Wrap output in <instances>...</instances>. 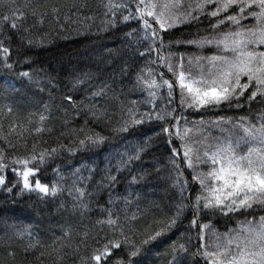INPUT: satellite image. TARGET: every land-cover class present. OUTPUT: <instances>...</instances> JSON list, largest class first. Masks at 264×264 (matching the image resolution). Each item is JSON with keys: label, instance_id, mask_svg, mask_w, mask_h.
Here are the masks:
<instances>
[{"label": "trees", "instance_id": "16d2710c", "mask_svg": "<svg viewBox=\"0 0 264 264\" xmlns=\"http://www.w3.org/2000/svg\"><path fill=\"white\" fill-rule=\"evenodd\" d=\"M104 2L106 0H15V6L25 13L22 23L29 31L24 32L22 28L17 33L0 27V40L11 48V60L16 69L14 72L0 66V147L6 148L8 155L20 156L33 151L50 152L55 148V154L45 157L47 162L38 175L42 183L58 181L62 188L55 197L49 195L46 199H41L36 192L22 191V184L11 193L0 190V264H84L82 258L101 247L106 242L105 237L110 240L118 235L107 223H98L106 220L108 209L113 218L119 217L125 230H133L137 240L159 230L174 214L179 192L173 184L175 173L169 163L171 146L160 131L161 123L146 121L128 133L113 131L123 122L127 108L137 107L143 112L151 107L142 102L145 97L136 78L141 69L149 66L157 69V65L149 64L148 55H140L144 51L142 43L126 35L137 26L135 21L127 22L128 26L123 22L115 26L104 24ZM198 2L181 0L185 8ZM53 5L59 9L58 19L51 13ZM33 11L43 14V24L34 21ZM210 19L215 18L201 15L199 20L177 23L163 34L165 54L170 49L178 60L183 53L186 68L188 59L192 58L193 74L195 57L214 55L217 49L215 46L197 47L186 41L209 34L212 31ZM241 23L251 27L255 20L248 17ZM24 36L36 43L29 47L21 38ZM151 56L154 59L156 54ZM26 57L30 64L23 63ZM22 69L34 70L31 81L19 77ZM163 71L166 78L171 76L166 67ZM7 84L13 87H6ZM101 89L102 94L93 95ZM65 97H72V102ZM260 99L249 103L245 97L241 107L224 103L199 111L184 109L183 115L189 126L203 127L210 139L207 146L211 148L216 144L215 138L222 136L217 123H225L229 118L235 123L242 116L249 122L258 121L264 114V103ZM133 100L138 103L132 105ZM168 101L165 88L162 96L157 97V108ZM173 107L180 110L178 88ZM42 114L47 117L43 122ZM218 118L223 121L218 122ZM184 123L181 120V124ZM37 127L43 131L35 132ZM97 133L106 137L103 143L80 144L81 139ZM145 141L148 143L141 158L124 167L122 159L127 160V154ZM8 142L15 147H9ZM176 147H180L179 141ZM199 148L202 151L203 145ZM179 160L185 178L191 183L192 172L182 164V150ZM8 162L5 159V163ZM201 167L207 168L206 165ZM4 175L11 186L15 179L11 168L6 169ZM133 176L138 179L134 181ZM109 177H115V182ZM107 184L111 187H106ZM74 185L90 194L84 197L87 208L79 203ZM198 188V184L191 186L193 197ZM110 196L112 203H109ZM248 213L252 215L217 213L203 216L199 222L208 224L206 232L220 235L223 240V234L229 229L238 230V221L253 216L258 221L264 215V205L253 204ZM192 218L193 209L185 208L177 224L146 245L148 250L134 259L140 264H171L174 259L176 264H206L205 258L194 255L200 240L198 229L191 227ZM37 241L35 248L29 247ZM179 244L187 245L190 252H174V245ZM113 251L116 253L113 261L120 255L127 260L126 253Z\"/></svg>", "mask_w": 264, "mask_h": 264}, {"label": "snow or ice", "instance_id": "6c2138e0", "mask_svg": "<svg viewBox=\"0 0 264 264\" xmlns=\"http://www.w3.org/2000/svg\"><path fill=\"white\" fill-rule=\"evenodd\" d=\"M134 5V7H133ZM214 5V7H207ZM104 24L115 26L119 22L125 23L135 21L136 27L126 33L134 37L137 43H142L144 51L141 56L148 55L149 64L157 65V69L147 67L141 69L137 74L136 84L146 93L145 104L151 105L143 112L137 107H129L123 122L113 129L116 133H128L135 130L134 126L142 125L146 121H159L160 131L171 146L172 172L175 173L174 186L179 192V199L175 205L174 214L169 216L163 226L148 235L144 239L137 240L131 228L125 230V225L120 223L119 217L113 218L111 209H108L106 220L98 223H107L113 232L118 233L115 239L104 238L106 242L101 247L94 248L90 255L83 257L84 264H140L134 259L142 252L147 251L146 245H150L157 237L169 231L177 224L183 215L185 208L193 209L191 227L198 229L199 248L194 255L205 258L206 264H264V215L257 221L253 216L246 221H238V230L229 229L223 234V240L217 235L215 241H206V229L208 224L199 222L203 216H215L221 213L225 216L232 214H247L253 204L264 205V114L256 122H249L247 117H240L233 124V131L229 132L227 138H215L216 144L211 148L206 145L207 137L200 141L193 138V133H201L199 127L189 126L187 118L183 115L184 109H195L197 111L209 107H220L227 103L229 107H241L246 97L251 103L260 99L264 103V0H199L198 3L188 5L186 8L181 0H106L103 3ZM51 13L58 19L59 9L53 5ZM215 18L209 20L211 32L198 40L186 41L197 47L215 46L216 54L208 57H195V66L200 69L199 74H193L191 67L193 59H188V67H185L184 54L175 59V53L170 49L165 54L164 32L175 24L187 22L188 20H199L200 16ZM33 19L43 24V14L35 11ZM25 13L19 6H15V0H0V27L10 28L17 33L24 28L22 20ZM252 17L255 24L246 27L242 20ZM227 22V23H226ZM223 26V27H222ZM10 38V34H9ZM29 47L36 41L24 36L21 37ZM171 43V42H169ZM155 53L153 59L151 54ZM206 62V63H205ZM30 64L29 58L23 61ZM0 66L16 71L15 62L11 60V48L4 45L0 40ZM167 68L170 77L165 76L163 71ZM206 67V71H205ZM159 74L157 75V71ZM20 78L33 79L34 70H20ZM6 87H13L7 84ZM167 89L168 104L157 108L156 100L162 96L163 89ZM179 89L180 110L173 107L175 103V92ZM103 89L94 92L100 95ZM72 102V97H65ZM136 105L138 101H131ZM11 109H9L10 111ZM45 115L40 116L41 122L45 121ZM181 120L185 123L182 125ZM223 118H218V122ZM174 122V123H173ZM225 123H232L231 118ZM201 124L203 121L200 122ZM239 129L243 134L235 132ZM35 132H42L43 128L37 127ZM236 135L235 141L232 136ZM175 137V139L173 138ZM106 137L99 133L88 135L80 140L81 145L90 143L97 145L103 143ZM179 141L180 147H176ZM137 145L134 152L127 154V160L121 161L127 167L133 160H139L141 153L147 146ZM203 145V150L196 147ZM241 144H247L246 151L241 150ZM9 147H15L8 142ZM183 152L182 164L191 170V183L185 178L181 170L179 157ZM74 151V149H69ZM56 153L53 148L37 154L35 151L28 155L20 156L16 153L7 154V149L0 147V190L12 192L13 188L22 184V191L36 192L41 199L49 195L55 197L62 188L59 182L45 184L41 182L38 173L47 162L45 157ZM5 159L9 162L5 163ZM206 165L207 168L201 167ZM11 168L15 179L9 186L6 183L4 172ZM53 171L58 172V169ZM79 171V170H77ZM119 171V168H118ZM171 175V173H170ZM115 177L109 180L115 182ZM133 176V180H137ZM198 184L195 196H192L191 186ZM79 193V203L87 208L84 197L90 195L86 189L75 186ZM106 187H111L107 184ZM188 192L185 196L184 193ZM69 194H72L69 189ZM77 199V197H73ZM109 203H112L111 196ZM133 218H135L133 216ZM191 240L189 241V243ZM37 243L29 245L35 248ZM118 249L127 254V260L120 255L116 260L113 251ZM190 252L185 244L174 245V252ZM9 255L13 253L9 252ZM171 264H176L175 259Z\"/></svg>", "mask_w": 264, "mask_h": 264}, {"label": "rangeland", "instance_id": "374dc122", "mask_svg": "<svg viewBox=\"0 0 264 264\" xmlns=\"http://www.w3.org/2000/svg\"><path fill=\"white\" fill-rule=\"evenodd\" d=\"M161 2H163V0H161ZM177 25V24H175ZM174 25V26H175ZM172 28V27H171ZM133 40L136 41L135 38H133ZM137 42V41H136ZM261 47H264V46H261ZM195 68V74H199L200 70L198 71V67H194ZM206 71V69H205ZM141 91V89H140ZM141 93L144 95V97H146V93H144L143 91H141ZM145 99V98H144ZM143 100V99H142ZM233 124L234 123H217V127L218 129L220 128V132H221V138H227L228 135H229V132L233 131ZM191 126H194V127H199L202 129V132L201 133H193V138L194 140L196 141H200L201 139H203V137H207V141H206V145H208V142H209V136L208 135H205V132L203 130V127H201L200 125H191ZM235 132L239 135H242L243 133L239 130V129H236ZM236 139V135H233L232 136V140L235 141ZM196 147H200V144H196ZM249 147V145L247 144H241V150L243 151H246L247 148ZM216 235H214L213 232H210V231H207L206 232V241L207 242H211V241H215L216 240Z\"/></svg>", "mask_w": 264, "mask_h": 264}]
</instances>
